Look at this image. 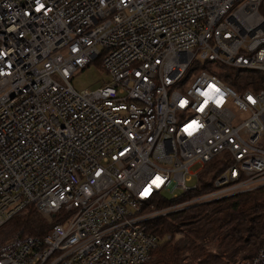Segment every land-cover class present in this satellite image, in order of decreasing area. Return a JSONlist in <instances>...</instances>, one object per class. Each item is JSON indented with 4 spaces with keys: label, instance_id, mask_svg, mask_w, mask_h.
<instances>
[{
    "label": "built area",
    "instance_id": "2783aa9c",
    "mask_svg": "<svg viewBox=\"0 0 264 264\" xmlns=\"http://www.w3.org/2000/svg\"><path fill=\"white\" fill-rule=\"evenodd\" d=\"M97 60L108 81L76 91ZM261 186L264 0H0V231L49 225L0 239V264H146L152 220Z\"/></svg>",
    "mask_w": 264,
    "mask_h": 264
},
{
    "label": "trees",
    "instance_id": "16d2710c",
    "mask_svg": "<svg viewBox=\"0 0 264 264\" xmlns=\"http://www.w3.org/2000/svg\"><path fill=\"white\" fill-rule=\"evenodd\" d=\"M258 76L257 72L240 70L235 79L226 75L225 82L242 92L252 87L251 81ZM202 181L194 193L184 194L174 203L210 191V183ZM172 203L162 198L155 208ZM9 224L11 231L38 238L49 228L48 219L32 209ZM149 230L161 242L146 264H235L238 256L253 258L264 248V186L222 200L189 205L152 220ZM176 239L185 243L181 245ZM210 244L212 249L208 248Z\"/></svg>",
    "mask_w": 264,
    "mask_h": 264
},
{
    "label": "rangeland",
    "instance_id": "374dc122",
    "mask_svg": "<svg viewBox=\"0 0 264 264\" xmlns=\"http://www.w3.org/2000/svg\"><path fill=\"white\" fill-rule=\"evenodd\" d=\"M106 81H108V75L104 71L101 70L99 62L97 60V61L91 62L84 69L76 72L71 79V85L76 91H83V90L92 91L100 87ZM197 168L198 166H195L192 171H195ZM213 169H214V166L211 165V166L205 167L199 172V181H200L199 185L203 183L202 179L205 182H208L210 173L213 171ZM195 184H196L195 178H191L187 182V185L189 186H193ZM176 194L177 192L164 193V196L167 200H170ZM192 199L193 197L184 203H187ZM153 207L155 208V206ZM154 208L148 207L144 210V212H149ZM14 236H15V232L11 231V225L9 223L5 227H3V229L0 231V239H9ZM176 241H178L181 245L185 243V241L181 239L179 240L176 239ZM208 248L212 249V244H210ZM236 259L237 261H240V260H243L244 258H241L238 256Z\"/></svg>",
    "mask_w": 264,
    "mask_h": 264
}]
</instances>
